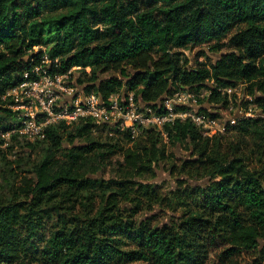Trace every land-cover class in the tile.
I'll use <instances>...</instances> for the list:
<instances>
[{
    "label": "trees",
    "instance_id": "1",
    "mask_svg": "<svg viewBox=\"0 0 264 264\" xmlns=\"http://www.w3.org/2000/svg\"><path fill=\"white\" fill-rule=\"evenodd\" d=\"M36 67L50 75L80 67L78 88L105 100L134 93L155 106L183 89L207 91L216 117H232L227 88L245 86L264 107V0H0V106L27 73L38 77ZM10 111L7 132L19 122ZM106 126L62 123L44 139L12 138L47 150L6 183L8 194L0 184V264L264 260L263 118L213 137L178 122L167 142L154 129L136 138L108 126L114 137L76 144ZM179 146L189 157L176 163ZM13 151L0 150V161ZM160 167L174 189L152 182Z\"/></svg>",
    "mask_w": 264,
    "mask_h": 264
},
{
    "label": "built area",
    "instance_id": "2",
    "mask_svg": "<svg viewBox=\"0 0 264 264\" xmlns=\"http://www.w3.org/2000/svg\"><path fill=\"white\" fill-rule=\"evenodd\" d=\"M44 59L43 63L48 64L47 57ZM74 69L81 70L75 67L64 75H50L42 67H36L38 77L35 80H30L27 73L23 83L10 89L5 99L11 101V110L16 113L19 122L2 137L9 141L18 136L21 140L34 142L44 139L45 130L50 126L92 121L100 126H119L122 131L130 130L133 137L144 130L154 129L167 142L166 128L178 122H191L204 131L205 136L213 137L226 134L240 119L252 118L248 111L240 112L237 117L224 114L216 117L217 109L204 106V102L209 104L210 93L207 91L196 93L183 89L164 97L155 106L137 101L134 93L129 96L114 94L105 100L94 92L86 94L74 85L71 81ZM223 93L229 96L232 112V96L236 94V89L227 88Z\"/></svg>",
    "mask_w": 264,
    "mask_h": 264
},
{
    "label": "rangeland",
    "instance_id": "3",
    "mask_svg": "<svg viewBox=\"0 0 264 264\" xmlns=\"http://www.w3.org/2000/svg\"><path fill=\"white\" fill-rule=\"evenodd\" d=\"M133 1V0H129ZM195 54L192 55L194 57ZM47 57V56H46ZM212 59L217 60L219 56L211 55ZM48 64L50 62L49 58L47 57ZM203 61L204 59H200ZM74 76L72 77V83L78 86V78L82 76L81 70L74 69ZM236 94L232 96V102L234 109L232 111L233 116H239L240 112L248 111L251 113L252 118H263L264 119V107L258 105L254 101V97L246 96L245 93V86L239 85L235 87ZM260 96V95H258ZM204 102V106H208L212 108L211 105L206 104ZM11 101L7 100L4 105L0 106V150H4L5 148L14 145V151L11 156L5 158L0 161V168H4V173L6 180L1 181V186L3 190L1 193L8 194L10 190L5 191V187H7V182L13 183L15 176L19 175L23 172H27L32 170L36 165H38L44 158V155L47 150L46 143H37L34 147H28L26 145H20L18 142L14 141L13 139L6 141L2 135L7 133L8 127L11 124L12 116H11ZM225 112H223L224 114ZM228 115V114H224ZM254 116V117H253ZM111 127L106 126L105 128H98L96 129L90 137H82L78 138L76 141L77 145L85 144V142L92 138L97 139L99 136L101 137H114L115 131L111 130ZM137 138V137H136ZM247 142H250V139H246ZM1 142L4 144L1 146ZM251 143V142H250ZM2 147V148H1ZM172 152L176 156V163L181 162L184 159L189 157V151L187 146H179L177 148H173ZM1 160V158H0ZM18 173V174H16ZM152 182L164 185L166 187H170V189L175 188V179L171 176L170 172L166 170L164 167L157 168L156 170V177ZM160 213L159 211L155 212H146L144 216L151 217L153 215L158 216ZM160 221L164 220L163 217H160ZM241 264H256L254 263V259L246 258L242 261ZM260 264H264V260L260 262Z\"/></svg>",
    "mask_w": 264,
    "mask_h": 264
}]
</instances>
